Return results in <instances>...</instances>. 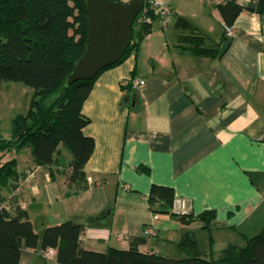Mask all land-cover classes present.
Segmentation results:
<instances>
[{"label": "crops", "instance_id": "1", "mask_svg": "<svg viewBox=\"0 0 264 264\" xmlns=\"http://www.w3.org/2000/svg\"><path fill=\"white\" fill-rule=\"evenodd\" d=\"M165 1L173 24L162 29L153 22L138 51L102 72L83 103L90 120L83 133L95 143L84 168L86 189L68 188L66 167L35 164L28 147L7 153L18 173L1 191L0 208L27 210L37 234L73 220L85 224L84 249H127L142 238L141 251L166 256L189 232L217 258L263 228L264 14L249 10L259 0H235L245 9L227 40L217 0ZM178 17L208 46L227 41L226 50L216 57L182 50L181 36L192 30L177 27ZM132 79L145 83L124 89ZM154 184L174 188L195 216L215 210L212 228L154 214L148 202ZM146 227L153 235H145ZM40 251L24 248L20 264H59Z\"/></svg>", "mask_w": 264, "mask_h": 264}, {"label": "trees", "instance_id": "2", "mask_svg": "<svg viewBox=\"0 0 264 264\" xmlns=\"http://www.w3.org/2000/svg\"><path fill=\"white\" fill-rule=\"evenodd\" d=\"M218 9L225 24L233 25L245 8L235 0H227L219 3ZM249 10L264 14V0ZM149 13L150 23H140V15L137 16L131 29V43L117 63L103 68L92 80L64 87L67 75L87 43L85 0H0V86L4 82H21L33 89L28 110L11 121L10 137L5 138L0 131V202L1 191L18 173L17 159L2 162L3 156L25 147L30 149L34 163L39 166L64 165L67 186L74 192L88 187L84 168L95 143L83 133L90 122L82 114L83 103L102 72L138 51L153 22L157 21L156 14ZM175 25L192 30V34L181 36L179 45L192 55L216 57L227 48V45L222 48L227 41L208 46L207 37L195 33L192 24L183 17H178ZM135 26H138L136 32ZM122 87H132L131 81ZM175 198L174 188L154 184L148 202L154 214H171L184 224L200 221L204 228H212L215 210L196 216L190 212L177 214L173 211ZM85 228V224L68 220L46 227L39 235L27 210L19 205L13 211L2 207L0 264H20L22 250L38 246L41 251L55 248L59 264H264V225L256 235H245L244 245L230 244L217 258L211 251H201L195 236L189 232L177 243L176 257L141 251L140 246L145 243L142 238H133L127 249L87 250L81 244Z\"/></svg>", "mask_w": 264, "mask_h": 264}, {"label": "water", "instance_id": "3", "mask_svg": "<svg viewBox=\"0 0 264 264\" xmlns=\"http://www.w3.org/2000/svg\"><path fill=\"white\" fill-rule=\"evenodd\" d=\"M87 43L74 63L63 86L92 80L105 67L117 63L131 43V29L144 0H85Z\"/></svg>", "mask_w": 264, "mask_h": 264}, {"label": "built area", "instance_id": "4", "mask_svg": "<svg viewBox=\"0 0 264 264\" xmlns=\"http://www.w3.org/2000/svg\"><path fill=\"white\" fill-rule=\"evenodd\" d=\"M132 0H120L122 3L130 2ZM218 3L226 2L227 0H217ZM149 12H154L157 17L162 29H167L170 25L173 24L175 20L174 9L171 4L165 0H144V5L139 13V22H151V16ZM234 26L224 24L225 38L229 39L234 36ZM133 87H138L144 85L145 81L132 79L131 80ZM191 210L190 203L181 198H175L173 203V211L177 214H187ZM146 236L153 235L152 227H146L144 230ZM40 254L47 258L51 259L56 255L55 248H48L47 250L40 251Z\"/></svg>", "mask_w": 264, "mask_h": 264}, {"label": "rangeland", "instance_id": "5", "mask_svg": "<svg viewBox=\"0 0 264 264\" xmlns=\"http://www.w3.org/2000/svg\"><path fill=\"white\" fill-rule=\"evenodd\" d=\"M155 26L157 24L155 23ZM161 27V26H160ZM138 26H135V32ZM33 96V89L21 82H4L0 86V131L5 138H9L12 129V119L20 113H25ZM66 153L69 152L66 150ZM71 157V156H70ZM10 159L7 153L3 156L2 162ZM166 256L176 257L175 253H166Z\"/></svg>", "mask_w": 264, "mask_h": 264}]
</instances>
